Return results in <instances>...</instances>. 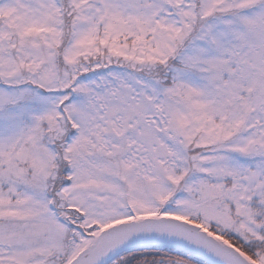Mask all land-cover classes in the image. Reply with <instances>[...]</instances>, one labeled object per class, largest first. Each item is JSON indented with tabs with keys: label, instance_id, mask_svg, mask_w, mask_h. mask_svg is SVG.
I'll return each instance as SVG.
<instances>
[{
	"label": "snow or ice",
	"instance_id": "snow-or-ice-1",
	"mask_svg": "<svg viewBox=\"0 0 264 264\" xmlns=\"http://www.w3.org/2000/svg\"><path fill=\"white\" fill-rule=\"evenodd\" d=\"M0 264H264V0H0Z\"/></svg>",
	"mask_w": 264,
	"mask_h": 264
}]
</instances>
